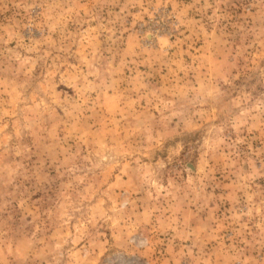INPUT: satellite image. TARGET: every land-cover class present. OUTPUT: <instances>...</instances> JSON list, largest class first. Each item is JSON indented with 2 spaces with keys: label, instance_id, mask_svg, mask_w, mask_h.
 I'll use <instances>...</instances> for the list:
<instances>
[{
  "label": "rangeland",
  "instance_id": "obj_1",
  "mask_svg": "<svg viewBox=\"0 0 264 264\" xmlns=\"http://www.w3.org/2000/svg\"><path fill=\"white\" fill-rule=\"evenodd\" d=\"M0 264H264V0H0Z\"/></svg>",
  "mask_w": 264,
  "mask_h": 264
}]
</instances>
